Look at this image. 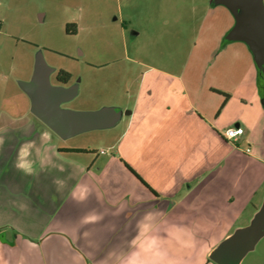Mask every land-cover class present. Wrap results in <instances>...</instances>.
<instances>
[{
	"label": "crops",
	"instance_id": "obj_1",
	"mask_svg": "<svg viewBox=\"0 0 264 264\" xmlns=\"http://www.w3.org/2000/svg\"><path fill=\"white\" fill-rule=\"evenodd\" d=\"M210 2L232 20L226 36L235 17ZM3 27L0 21V34ZM235 42L263 87L244 41L221 49ZM11 59L0 66V264H217L215 248L261 210L264 91L237 101L225 89L147 65L132 107H122L130 109L124 141L93 154L61 144L67 138L33 114L21 83L33 77L35 56L13 51ZM234 101L251 105L254 123L224 117ZM236 124L245 132L231 142L224 130ZM228 150L237 157L231 163Z\"/></svg>",
	"mask_w": 264,
	"mask_h": 264
},
{
	"label": "rangeland",
	"instance_id": "obj_2",
	"mask_svg": "<svg viewBox=\"0 0 264 264\" xmlns=\"http://www.w3.org/2000/svg\"><path fill=\"white\" fill-rule=\"evenodd\" d=\"M211 8L210 0H0L4 26L0 66L6 60L11 63L13 51L20 56L39 55L50 67L52 84L59 82L60 70L71 74L67 86L76 93L61 108H117L120 117L111 129H90L61 139V144L81 145L96 154L115 141H124L118 139L127 127L129 117L124 114L130 109L122 107H132L147 65L170 69L185 81L215 85L237 101V97L251 98L264 91L252 57L242 52L243 44L229 43L221 49L228 42L225 31L232 20L223 6ZM20 99L18 108L14 106L18 112L26 107ZM224 113L226 119L241 114L250 123L255 121L250 104L234 101ZM255 129L261 132V127ZM229 152L231 163L237 157ZM246 160L240 162L245 178L251 168ZM247 223L245 218L243 225ZM243 264H264V237Z\"/></svg>",
	"mask_w": 264,
	"mask_h": 264
},
{
	"label": "water",
	"instance_id": "obj_3",
	"mask_svg": "<svg viewBox=\"0 0 264 264\" xmlns=\"http://www.w3.org/2000/svg\"><path fill=\"white\" fill-rule=\"evenodd\" d=\"M230 9L235 24L226 34L227 41H244L250 48L259 73L264 74V0H213ZM50 67L37 55L33 77L21 83L22 89L31 99L33 114L61 138L77 133L112 127L119 119L115 107L98 110H70L61 108V103L71 99L76 90L65 83L52 84ZM239 124H236L238 126ZM264 236V204L252 222L238 229L222 241L211 254L217 264H240Z\"/></svg>",
	"mask_w": 264,
	"mask_h": 264
},
{
	"label": "built area",
	"instance_id": "obj_4",
	"mask_svg": "<svg viewBox=\"0 0 264 264\" xmlns=\"http://www.w3.org/2000/svg\"><path fill=\"white\" fill-rule=\"evenodd\" d=\"M245 132L242 126H231L225 130V138L231 142L237 141Z\"/></svg>",
	"mask_w": 264,
	"mask_h": 264
},
{
	"label": "trees",
	"instance_id": "obj_5",
	"mask_svg": "<svg viewBox=\"0 0 264 264\" xmlns=\"http://www.w3.org/2000/svg\"><path fill=\"white\" fill-rule=\"evenodd\" d=\"M68 31H71L70 28L68 27ZM58 81L61 83H68L71 79V74L65 70H60L58 72ZM261 79H264V74L261 75ZM40 120V119H39Z\"/></svg>",
	"mask_w": 264,
	"mask_h": 264
}]
</instances>
